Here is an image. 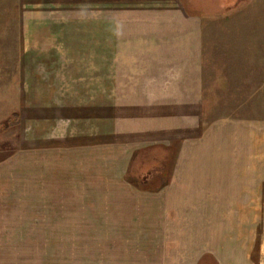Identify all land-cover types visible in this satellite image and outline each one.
Here are the masks:
<instances>
[{"label":"rangeland","instance_id":"374dc122","mask_svg":"<svg viewBox=\"0 0 264 264\" xmlns=\"http://www.w3.org/2000/svg\"><path fill=\"white\" fill-rule=\"evenodd\" d=\"M183 2L203 22L205 121L225 128L218 144L240 176L188 221L143 195L165 183L162 149L129 172L105 150L87 172L64 155L61 57H100V32L63 44L0 0V264H264V0Z\"/></svg>","mask_w":264,"mask_h":264},{"label":"crops","instance_id":"0c3cea01","mask_svg":"<svg viewBox=\"0 0 264 264\" xmlns=\"http://www.w3.org/2000/svg\"><path fill=\"white\" fill-rule=\"evenodd\" d=\"M19 1L23 28L49 29L47 37L58 29L63 44L87 30L105 39L98 58L61 57V148L69 161L72 154L81 172L91 171L105 150L129 172L136 157L141 164L160 148L169 155L165 183L143 194L153 197L155 212L188 221L192 206L225 202L240 176L227 167L222 138L218 144L225 128L218 133L205 121L200 15L183 0Z\"/></svg>","mask_w":264,"mask_h":264},{"label":"trees","instance_id":"16d2710c","mask_svg":"<svg viewBox=\"0 0 264 264\" xmlns=\"http://www.w3.org/2000/svg\"><path fill=\"white\" fill-rule=\"evenodd\" d=\"M13 118H15L16 120H19V116L18 115H15ZM20 121V120H19ZM3 129H8L10 128V126L12 125L11 121L8 120L7 122L3 123Z\"/></svg>","mask_w":264,"mask_h":264}]
</instances>
